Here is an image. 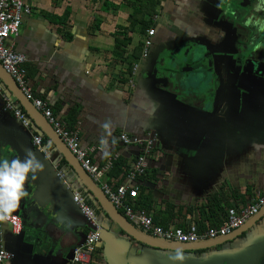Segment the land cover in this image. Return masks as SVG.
<instances>
[{
	"label": "crops",
	"instance_id": "0c3cea01",
	"mask_svg": "<svg viewBox=\"0 0 264 264\" xmlns=\"http://www.w3.org/2000/svg\"><path fill=\"white\" fill-rule=\"evenodd\" d=\"M158 1L155 15H144L155 24L145 58L143 47L138 58L132 52L147 39V31L144 37L127 34L131 42L124 63H116L113 51L115 31L128 27L136 0H32L31 14L23 18L19 36L9 45L25 57L32 93L53 117L68 126L71 112H76L72 130L102 169V181L115 183L107 176L112 160L121 158L131 167L142 153L139 146L122 145L121 134H154L156 145L145 156L146 173L139 180L143 211L170 229L220 227L227 209L245 207L264 192V82L257 78V64L239 65L235 54L239 42L253 31L226 23L225 15L216 11L223 0ZM260 12L263 17L257 20H264V7ZM252 25L260 30L257 23ZM189 41L202 47L201 65L188 64L175 78L169 70L160 72L165 55L170 70L185 66L182 49ZM257 49L263 52L258 58L264 57L261 45ZM253 59L257 61V54ZM128 61L138 65L131 82ZM160 75L170 80L161 81ZM0 93V159L23 158L30 150L43 164L36 179L26 182L40 211L35 221L41 229L38 241L27 233L14 235L7 225L0 227V247L15 254L10 264H68L71 250L89 230L72 202L75 190L86 198L102 228L90 264H264V207L223 239L174 245L177 250L150 248L122 235L27 113L28 129L5 109L2 94L25 111L1 78ZM34 135L42 138L44 150L33 145ZM58 171L69 187L56 176ZM13 213L21 217L18 209ZM49 237L62 239L61 245L49 243Z\"/></svg>",
	"mask_w": 264,
	"mask_h": 264
},
{
	"label": "built area",
	"instance_id": "2783aa9c",
	"mask_svg": "<svg viewBox=\"0 0 264 264\" xmlns=\"http://www.w3.org/2000/svg\"><path fill=\"white\" fill-rule=\"evenodd\" d=\"M32 0H0V64L5 72L14 80L25 98L39 111L42 110L43 116L52 126L55 134L62 140L80 163L81 168L88 173L91 178L99 182L103 194L110 203L134 226L150 233L153 237L167 240V242H177L181 244H196L199 241H211L223 238L234 231L243 227L247 220L256 215L264 207V192L256 193L245 207L229 208L226 217L220 227L208 228L200 231L196 226L190 225L186 229L163 228L155 224L151 214L145 211H137L134 201L139 194L138 178L146 173L145 156L150 154L156 145L157 138L154 134H148L145 138L130 137L127 134L120 135V142L124 146H139L142 153L134 161L128 174L122 183L115 185L102 181V169L92 162L88 155V149L83 148L76 136L75 131L71 130L66 123L53 117L49 107L35 98L28 82V77L24 64L26 59L17 53L9 45L13 39L20 34L23 18L32 12L30 4ZM147 39L143 42V57H147L148 50L151 48V37L154 30L147 31ZM138 65H132L128 75L129 82L136 75ZM1 94V93H0ZM4 107L13 113V117L18 120L25 128H29L31 122L27 115L19 108H16L6 95H1ZM33 145L39 150H44L42 138L33 136ZM56 176L69 187L63 171H58ZM72 202L77 207L81 215L89 226L87 234L83 237L82 243L74 247L68 264H90L92 254L101 241L102 228L98 221L95 211L88 205L86 198L77 190L72 193ZM7 225L14 235H18L23 227L18 214H10L8 219L0 220V227ZM1 236V234H0ZM13 254L0 247V264H10Z\"/></svg>",
	"mask_w": 264,
	"mask_h": 264
},
{
	"label": "water",
	"instance_id": "95a60500",
	"mask_svg": "<svg viewBox=\"0 0 264 264\" xmlns=\"http://www.w3.org/2000/svg\"><path fill=\"white\" fill-rule=\"evenodd\" d=\"M221 3V1H219ZM230 5L227 6L225 4L224 9H217V13L221 16L223 14L226 18V23L233 27H241L244 30L248 31V33H251L253 31V35H248L246 40L240 41L237 45L235 54H238L237 63L239 65H246L249 61H256L253 58H255V54H257V46L254 42L257 41V31L253 30V23L257 21V17L262 16L263 14L260 12V10L264 7V0H256V1H248V3L243 4H237L235 2L230 1ZM257 5H261V7H257ZM201 46L200 48L196 46L193 42L189 41V44H187L183 49V57L181 56L182 60L181 62L185 65H181L182 68H174L170 70L167 68L168 65V55H165L162 59L161 66L159 68V71H170L169 76L172 75L173 78H175L176 74L181 72V69L184 68L186 70V66L190 64L193 66V64L201 65L203 62L201 58ZM236 60V59H235ZM169 66V65H168ZM2 66L0 64V78L3 80L5 85L9 88V90L15 95V98L21 103L23 109L27 113V115L30 117V119L52 140L54 145L57 147V149L62 153V155L65 157L66 161L71 165V167L75 170L78 177L81 179L83 184L87 187L88 191L94 196V198L97 200V202L100 204L108 218L122 231L125 233V235L129 238H131L133 241L143 244L150 248H158V249H174L177 250L176 247H174L171 242H167V240L158 239L156 237H153L152 235H146V232H141V229L136 228L132 223H130L108 200V198L103 194L102 190L96 185V183L93 181L91 176L86 173L80 166V163L77 161L74 155L69 151V149L64 145L62 140L55 134V131L53 130L52 126L48 123V121L45 119L44 116L41 115L39 110H37L32 103L25 98L23 93L20 91L14 80L11 78L12 83L7 80L6 76L1 72ZM195 69V68H194ZM193 69V71H194ZM4 70V69H3ZM5 71V70H4ZM188 72H184V79L188 77ZM7 74V73H6ZM169 76H158L159 80L166 81L170 80ZM174 96V95H173ZM175 97V96H174ZM43 119V121L41 119ZM26 188L29 191V196L27 198H24L20 202V207L18 208L19 212H21V221H22V231L17 235L21 236L23 233H27L30 235V238L33 239V241H38L39 234L37 233V227L35 225V221L37 220V217L40 216V211L34 206L35 196L33 190L30 188V183H27ZM74 204V203H73ZM257 215V214H256ZM255 216V215H254ZM253 216V217H254ZM46 218V216H45ZM46 223L45 225L50 224L48 219H45ZM52 226L56 227L55 224H51ZM49 226V225H48ZM24 228H27L24 230ZM41 230V229H40ZM39 230V231H40ZM59 233L61 234V231L59 228H57ZM46 232L49 231L48 227L45 229ZM59 237V236H58ZM58 237H49V243L57 242L58 245H61L62 239H58ZM227 237V236H226ZM55 238V239H54ZM225 238V237H223ZM223 238H217V239H223ZM216 240V239H215ZM212 240V241H215ZM211 241V242H212ZM46 243V242H45ZM80 243H77L74 247L78 246ZM183 246V245H182ZM182 248V247H181ZM180 249V248H178ZM185 249V248H184ZM73 250V249H72ZM71 250V254H72ZM12 253V252H10ZM13 258L15 256L14 253ZM51 254V253H50ZM49 254V255H50ZM70 254V258H71ZM12 258V259H13ZM69 258V260H70Z\"/></svg>",
	"mask_w": 264,
	"mask_h": 264
},
{
	"label": "trees",
	"instance_id": "16d2710c",
	"mask_svg": "<svg viewBox=\"0 0 264 264\" xmlns=\"http://www.w3.org/2000/svg\"><path fill=\"white\" fill-rule=\"evenodd\" d=\"M158 2H159L158 0H136V3L135 2L131 3L132 13H130L128 16V23H129L128 27L119 26L117 27L115 34H114L115 41H114L113 51H114V57H115L116 63H118V61L121 63L125 62L123 58V55L125 54V48L131 42V38L127 37L128 33H134L141 37H144L146 31H148L150 28H153L155 26V24L151 20H145L144 15L145 14H148L151 16L155 15V10L157 8ZM141 47H143L142 42H140L139 45L133 50L132 52V54L134 55L133 58H138L139 50ZM132 63L133 62L128 61V70H131ZM75 115H76L75 111L71 112V118L68 124V127L71 130L73 129L72 125L74 126V123H75L74 122ZM130 169L131 167L123 159L116 158L111 161V165L109 167L107 176L109 177V179L115 181L114 183L115 185H119L122 182V180H124L125 176L128 174ZM143 177L144 176L139 177L138 180H140ZM142 200H144V196L142 195V192H141L140 195H138L137 201H136V204H137L136 208L138 209V210L136 209L137 211L145 210V206ZM154 222L155 224H158L162 226L163 228H166L168 226L166 223H163V222L161 223L157 221V219H155ZM198 228L200 231H203L205 229L203 225H199ZM140 231L144 233L143 230H140ZM119 232L122 235H125V233L122 232L120 229H119ZM145 234L151 235L150 233H145Z\"/></svg>",
	"mask_w": 264,
	"mask_h": 264
},
{
	"label": "clouds",
	"instance_id": "9594fccd",
	"mask_svg": "<svg viewBox=\"0 0 264 264\" xmlns=\"http://www.w3.org/2000/svg\"><path fill=\"white\" fill-rule=\"evenodd\" d=\"M256 23L264 31V20L258 19ZM103 127L110 134V125L105 124ZM101 144L106 149L107 139L102 137ZM108 154L105 150L104 155ZM42 168L43 164L30 150L23 158L0 159V220L8 219L20 207L21 200L29 196L26 182L35 180L38 170Z\"/></svg>",
	"mask_w": 264,
	"mask_h": 264
},
{
	"label": "flooded vegetation",
	"instance_id": "af4514ba",
	"mask_svg": "<svg viewBox=\"0 0 264 264\" xmlns=\"http://www.w3.org/2000/svg\"><path fill=\"white\" fill-rule=\"evenodd\" d=\"M232 3L235 2L237 4H243V3H248V1H256V0H244V1H239V0H230ZM225 4L226 2H223L221 1L219 7L220 9H222L221 7H224L225 8ZM231 4V3H230ZM218 7V8H219ZM261 53L263 55V52L261 51H258L257 49V61H249V62H252L254 64H257V68L255 70H257V78L261 81L264 82V57H261V58H258V54ZM171 244L173 245H177V246H187V245H191V244H181V243H177V242H171ZM159 251H162V250H159ZM162 252H165V251H162Z\"/></svg>",
	"mask_w": 264,
	"mask_h": 264
},
{
	"label": "rangeland",
	"instance_id": "374dc122",
	"mask_svg": "<svg viewBox=\"0 0 264 264\" xmlns=\"http://www.w3.org/2000/svg\"><path fill=\"white\" fill-rule=\"evenodd\" d=\"M223 2H226L227 6L230 5V0H223ZM254 43L257 45V47L261 45L262 50L264 51V33L262 31H257V41Z\"/></svg>",
	"mask_w": 264,
	"mask_h": 264
}]
</instances>
